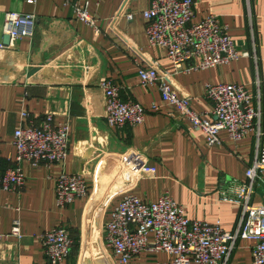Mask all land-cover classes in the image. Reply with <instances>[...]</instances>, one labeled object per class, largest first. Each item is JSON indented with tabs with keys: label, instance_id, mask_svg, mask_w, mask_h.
I'll return each mask as SVG.
<instances>
[{
	"label": "crops",
	"instance_id": "crops-1",
	"mask_svg": "<svg viewBox=\"0 0 264 264\" xmlns=\"http://www.w3.org/2000/svg\"><path fill=\"white\" fill-rule=\"evenodd\" d=\"M194 1L193 21L218 15L236 41L238 60L175 73L165 52L148 42L142 13L151 0H0V171L14 164L13 134L25 121L39 125L45 114H53L69 126L65 161L49 166L23 161V187L0 194V234L9 233L15 220L21 233L0 241V264H47L37 236L56 226L68 228L73 239L63 264H119L103 235L110 212L126 192L148 202L168 194L189 219L237 230L240 206L221 200V179L247 181L256 135L234 141L222 130L221 143L207 145L205 135L162 100L156 85L141 83L138 70L166 74L172 91L189 98L191 108L209 119L213 103L204 95L205 85L243 83L260 107L264 125V0ZM75 5L86 10L94 25L77 17ZM7 11L32 15L33 34L10 43L3 33ZM105 80L119 87L123 100L147 109L141 124L120 129L108 125L101 87ZM128 153L155 172L128 174ZM63 173L84 176L90 193L61 208L55 187ZM252 203H263L261 188H255ZM254 244L238 238L226 264H253ZM171 258L163 251L143 252L127 264Z\"/></svg>",
	"mask_w": 264,
	"mask_h": 264
},
{
	"label": "built area",
	"instance_id": "built-area-1",
	"mask_svg": "<svg viewBox=\"0 0 264 264\" xmlns=\"http://www.w3.org/2000/svg\"><path fill=\"white\" fill-rule=\"evenodd\" d=\"M69 3L71 0H65ZM76 6V5H75ZM77 17L90 25L94 20L85 9L76 6ZM145 32L149 45L165 52L175 73L216 67L240 58L235 39L216 14L193 21L194 0H151L143 11ZM131 14L128 18H131ZM35 19L29 14L7 11L3 17V33L10 43L23 36H31ZM197 58V61H193ZM143 85H156L163 101L173 105L190 126L201 131L207 145L220 144L219 132L225 130L238 141L254 133L257 148L253 162L246 169V182H231L222 178L221 200L240 206V220L234 233L225 231L219 222L189 219L183 207L168 194L156 201H144L132 193H123L110 212L104 226V242L119 264H127L143 252L163 251L170 260L156 264H226L238 238L255 241L253 264H264V125L262 112L253 104V95L243 83L206 84L204 95L213 103L211 119L194 111L187 97H178L166 80L167 75L154 69L140 67ZM105 119L116 128L136 126L144 121L147 109L140 103L123 100L120 89L110 81H103ZM153 105L152 109L157 110ZM28 117L27 113H22ZM14 164L0 171V194L19 190L25 183L21 163L34 166L65 161L69 151V126L45 114L39 125L25 121L13 134ZM126 172L133 176L154 173L134 153L124 157ZM255 188H261L263 203H252ZM56 204L66 207L89 195L88 180L75 173H63L56 178ZM19 221L15 220L0 241L20 237ZM152 235L150 239L149 236ZM47 264H63L71 254L73 239L68 228L56 226L37 236Z\"/></svg>",
	"mask_w": 264,
	"mask_h": 264
},
{
	"label": "water",
	"instance_id": "water-1",
	"mask_svg": "<svg viewBox=\"0 0 264 264\" xmlns=\"http://www.w3.org/2000/svg\"><path fill=\"white\" fill-rule=\"evenodd\" d=\"M6 37H7V39L9 40L8 36H6Z\"/></svg>",
	"mask_w": 264,
	"mask_h": 264
}]
</instances>
